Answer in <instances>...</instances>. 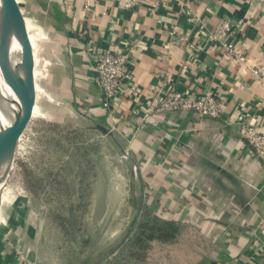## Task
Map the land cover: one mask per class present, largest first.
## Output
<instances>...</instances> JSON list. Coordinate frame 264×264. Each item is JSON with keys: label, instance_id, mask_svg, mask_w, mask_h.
<instances>
[{"label": "crops", "instance_id": "0c3cea01", "mask_svg": "<svg viewBox=\"0 0 264 264\" xmlns=\"http://www.w3.org/2000/svg\"><path fill=\"white\" fill-rule=\"evenodd\" d=\"M183 1L166 0L150 12L147 5L127 8L126 0H99L85 12L82 0H23L33 14L43 12L63 42V88L79 120L87 127H108L120 141L121 147L113 148L129 163L131 174L133 170L128 178L137 185L133 194L161 216L188 224L208 242L202 254L195 253L194 237L187 241L184 233L173 245L185 243L190 254L189 261L180 264H264V154L256 153L239 134L241 123L250 119L264 133V86L249 70L264 64V0H189L195 21L183 12ZM23 15L36 63V42L43 33L31 16ZM225 18L235 24L236 49L247 57L241 67L221 57V50L201 35ZM185 35L200 46L189 49L178 41ZM113 46L129 53L141 98L134 101L124 93L109 113L88 50ZM34 75L37 90L35 68ZM160 83L191 94L212 93L222 99L225 114L145 116L146 96ZM100 136L110 141V136ZM12 199L2 195V205ZM30 231L19 229L22 247L30 244Z\"/></svg>", "mask_w": 264, "mask_h": 264}, {"label": "rangeland", "instance_id": "374dc122", "mask_svg": "<svg viewBox=\"0 0 264 264\" xmlns=\"http://www.w3.org/2000/svg\"><path fill=\"white\" fill-rule=\"evenodd\" d=\"M25 5L21 4L24 13L31 16L43 31L36 42L40 91L38 110L20 138L8 181V188L19 197V202H15V207L11 208L14 213L12 218L7 219L10 230H4L0 225V250L6 245L0 254V264H18L21 258L27 264H77V254L61 235L52 215L60 213L66 216L68 213L69 198L65 183L78 180L77 145L83 148L86 143L94 145L89 153L94 164L85 179L88 184L85 196L87 204L77 214H82L79 217L80 226L94 243L93 249L89 248L87 252L96 254L108 251L110 255L107 259L113 260L120 253V249H116L118 241L115 239L129 222L133 205L137 207L143 203L142 196L138 199L137 193L133 194L137 185L132 186L128 179L133 170L131 174L129 163L124 161L122 154L112 147L106 136H100L98 129L89 128L86 122L79 120L76 110L69 105L68 90L63 91L60 81L63 42L48 23L34 17ZM29 174L43 181L42 189L33 198H29L24 184ZM58 183L62 185L59 187ZM11 192L4 189L2 195L13 198ZM73 201L77 202L76 194ZM24 227H31L28 236L30 244L22 247L18 243L20 234L17 236V233ZM184 246L185 243L180 247L156 245L147 259L132 264L187 263L190 254L185 252ZM30 254L33 257H29ZM83 257L79 256V259Z\"/></svg>", "mask_w": 264, "mask_h": 264}, {"label": "built area", "instance_id": "2783aa9c", "mask_svg": "<svg viewBox=\"0 0 264 264\" xmlns=\"http://www.w3.org/2000/svg\"><path fill=\"white\" fill-rule=\"evenodd\" d=\"M99 0H82L83 11H89ZM166 0H126L125 7L135 8L147 5L150 12L156 9ZM189 0L182 2V10L190 21L196 20V14L189 6ZM237 28L230 19H222L218 27L210 32H202L203 40L212 47L221 50V57L230 60L233 65L243 66L247 57L236 49ZM178 41L185 42L189 49L198 48L200 43L181 36ZM92 51L94 60V81L103 96L102 105L109 113L118 105L120 97L126 93L128 98L138 101L141 98L140 87L135 81L129 53L115 46L105 50ZM250 75L258 83L264 86V64L250 66ZM143 107L145 116L170 112H195L207 117L219 118L225 114L224 103L220 97L209 92L191 94L180 91L174 85L155 86L146 96ZM239 134L248 145L258 154H264V133L251 121L242 122ZM135 168V167H133ZM21 258V264H27Z\"/></svg>", "mask_w": 264, "mask_h": 264}, {"label": "water", "instance_id": "95a60500", "mask_svg": "<svg viewBox=\"0 0 264 264\" xmlns=\"http://www.w3.org/2000/svg\"><path fill=\"white\" fill-rule=\"evenodd\" d=\"M22 3L26 4L23 0H0V78L5 84L0 92V210L3 215L0 225H3L4 230H10L7 219L12 218L14 213L12 214L11 208L19 202V197L8 188V181L20 138L36 113L33 114L35 105L38 110L40 91L38 82L36 90L34 68L36 69L37 58L35 63ZM32 15L49 24L43 12ZM37 76L38 72L36 78ZM60 81L64 91L63 76ZM89 128H96L104 135L113 136V132L104 125L95 124ZM122 152L126 155L124 150ZM24 184L30 194L29 198H33L42 189L43 181L29 174ZM4 189H8L13 195L12 201L6 206L2 205ZM5 248L6 245L0 250V254Z\"/></svg>", "mask_w": 264, "mask_h": 264}, {"label": "trees", "instance_id": "16d2710c", "mask_svg": "<svg viewBox=\"0 0 264 264\" xmlns=\"http://www.w3.org/2000/svg\"><path fill=\"white\" fill-rule=\"evenodd\" d=\"M109 138L112 147H121L120 141L115 136ZM93 146L86 143L83 148H80L77 145L76 168L79 170L78 180H74L72 183L69 182V184L62 181L67 186L66 194L69 198V204L66 210L68 213L66 216L60 213L52 215L61 235L67 239L69 247L77 254V264H132L141 262L147 259L154 246L169 247L176 245L180 242L184 233L188 234L187 241L190 236L194 237L195 253L200 251L199 254H202V249H207L208 242L193 232L191 226L163 217L149 205L141 203L135 208L134 215L130 218L122 237L116 243V249L119 248L120 253L113 260L107 259L110 255L108 251L96 254H92L90 251L87 252L89 248L93 247L94 243L87 235L86 230L81 228L79 217L82 214L78 215L77 211L87 204L85 196L88 193V184L85 179L88 178L94 164L92 157L89 155L92 148L94 149ZM64 169L67 170V167ZM57 185L60 187L62 184L58 183ZM74 194H76L77 202L73 201ZM82 255L84 256L83 259H79V256Z\"/></svg>", "mask_w": 264, "mask_h": 264}, {"label": "bare ground", "instance_id": "6f19581e", "mask_svg": "<svg viewBox=\"0 0 264 264\" xmlns=\"http://www.w3.org/2000/svg\"><path fill=\"white\" fill-rule=\"evenodd\" d=\"M4 89V82L0 78V92Z\"/></svg>", "mask_w": 264, "mask_h": 264}]
</instances>
